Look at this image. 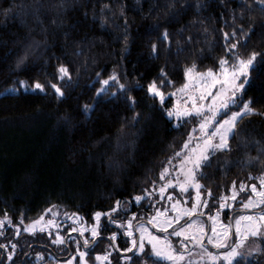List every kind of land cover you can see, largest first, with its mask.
I'll return each instance as SVG.
<instances>
[{
    "label": "trees",
    "instance_id": "16d2710c",
    "mask_svg": "<svg viewBox=\"0 0 264 264\" xmlns=\"http://www.w3.org/2000/svg\"><path fill=\"white\" fill-rule=\"evenodd\" d=\"M233 28L236 35L225 41L223 33ZM164 29L167 41L160 38ZM232 43L244 58L253 51L261 54L243 93L257 111L239 120L230 150L217 151L198 175L204 193L211 189L213 199L231 189L233 181L258 182L255 177L264 172V7L256 0H0V221L9 222L0 232V245L9 238L16 241L12 264L62 259L53 250V258L36 263L34 251L52 249L25 235H9L49 206L88 225L94 223L93 213L108 212L116 201L120 208L109 216L120 222L147 204L144 199L127 212L123 209L136 195L160 184L167 158L182 147L192 127L189 120L169 117L172 98L161 105L147 85L170 80L172 84L162 86L169 93L184 83V68L193 61L198 71L218 69L221 56L231 65L232 53L226 48ZM61 64L70 80L59 79ZM114 71L127 90L113 97L112 82L97 96L99 81ZM19 80L29 85L38 80L45 90L23 88ZM48 81L58 84L64 95L58 97ZM86 104H94V110L86 113ZM109 216L102 219L100 235L91 238L87 251L92 259L110 252L104 235L116 232L112 264H125L119 257L128 237L110 224ZM7 250L0 247V264ZM145 260L147 256L135 254L126 264ZM239 262L264 264V251Z\"/></svg>",
    "mask_w": 264,
    "mask_h": 264
},
{
    "label": "snow or ice",
    "instance_id": "6c2138e0",
    "mask_svg": "<svg viewBox=\"0 0 264 264\" xmlns=\"http://www.w3.org/2000/svg\"><path fill=\"white\" fill-rule=\"evenodd\" d=\"M261 7H264V0H256ZM170 6V5H169ZM7 12V10H5ZM126 22V21H125ZM104 21L101 20L103 25ZM158 25H153L152 28H156ZM243 31V26H241ZM236 35V29L233 28L231 33L224 32L223 36L225 41L228 37ZM161 39L168 40V31L164 29L161 34ZM190 39V37H189ZM125 44L127 43V36H124ZM246 42V40H245ZM157 45L153 43L151 45L152 52H156ZM237 48L236 43L228 45L227 52L232 53V62L229 66V60L225 56H221L218 60V69L207 67L203 71L197 70V65L193 61L190 65L185 66L183 75L184 83L181 84L175 91L166 93L162 91V86L167 82L172 84V81H160V86L157 85L156 80H153L147 85V92L154 98H157L161 105L165 102L166 96H177L179 99L173 106L166 110V114L169 117H175L177 121H182L184 118H198V123L193 126V129L188 132V138L183 141L182 147L173 153L172 157H168V161L171 162L173 157L177 159L179 167L174 171L179 174H183V180L167 179L170 175L169 165L166 164L160 172L161 181H166L158 191L163 198L165 189L170 185H178V187L187 191L191 186L196 191L195 199L193 200L191 207H187L186 204L182 205L179 200H173L171 203V213L169 209L165 208L163 211L156 209L155 216H149L148 219L157 229H160L162 235H157L147 225L140 223L134 225L133 218L136 213H132L127 221L120 222L110 220V223L119 224L124 229L125 234L130 238L129 246L122 249L123 252H132L139 255L147 256L148 260H152L153 264H192L190 254L188 252L189 244L193 246V251L196 248L201 249V254L196 259L198 264H203V260L206 258L211 264H240L239 258L244 256H250L254 252L264 251L259 244L256 247L250 248L247 253L242 249L245 246L249 238L264 239V210L253 211L248 215L236 216L234 223L231 218L228 223H224L219 219L220 213L217 211L215 214H207L208 220L211 222L210 233L205 226V223L198 219V216H194V213L199 214L201 212L200 205L207 206L208 200L201 199V193L199 189L203 187L198 175H203V168L211 164V157L217 151L230 150L229 140L236 134L237 124L239 120L250 113H254L257 110L250 106L249 100H243L242 106H238V100H242V96L238 94L245 90L247 84L251 82V72L256 67L257 57L261 54L253 51L247 58L240 56L235 52ZM79 51V49H77ZM23 61V57L17 60V65ZM59 79L63 80L68 77L70 80V73L66 65L61 64L58 68ZM161 74L166 75L163 69ZM99 75V74H97ZM100 87L96 89V95H103L108 87L112 86V82H115V87L112 89L111 95L114 97L118 91H126L127 85L119 82V76L114 71L107 78L101 79ZM54 93L60 97L63 96L62 88L56 84L47 82ZM18 84L23 88L31 87L33 90H39L43 92L45 90V84L40 81H34L31 85L26 80H19ZM218 86V87H217ZM216 90L213 94V88ZM15 87H11V91H16ZM8 89H5L7 92ZM210 97V98H209ZM127 99L130 103L134 104L135 100L131 96ZM237 106V111H232L231 108ZM95 105H83L86 113L94 110ZM138 114H134V118ZM223 116V119H218L219 116ZM195 134V135H194ZM194 141V144H193ZM183 157V159H180ZM249 178L252 179V174L249 173ZM259 181V190L257 184L253 183L250 186L251 192L254 196H248V199L241 204L242 208L255 210L264 208V172H261L259 176L255 177ZM155 183V182H153ZM235 187V181H233ZM246 185L241 182L240 188L243 190ZM145 194L151 196L152 193L145 189ZM209 196L211 195V189H208ZM169 199H172V193H167ZM142 195H136L134 199L139 202L142 200ZM226 198L221 196L220 208L231 207L226 205L224 200ZM232 199H236V193L232 195ZM120 208V201H116L115 205L108 210L110 213H115ZM52 206L45 209V212H50ZM55 215V213H53ZM67 216V214H65ZM78 215V214H75ZM102 215L100 211L93 213V217L96 220L91 229V238L95 241V238L100 235L99 232V220ZM190 218L182 225L179 223L182 218ZM5 219H8L5 217ZM43 220V214L37 219L31 221L28 226H25L24 231L33 233L36 231L35 225H40V230L43 231L45 225L41 223ZM55 221L48 220L47 225H54ZM3 225V221H0V226ZM175 225V228H173ZM17 234H19V226H16ZM168 229H172L169 233ZM73 229H70L72 231ZM134 230L139 233V239L134 237ZM83 234L84 229H79ZM234 234V242H233ZM55 243L64 242L58 232L56 234ZM113 244L108 247H115V240L117 237L116 232L110 234ZM171 237H177L174 242ZM77 243V253L79 254V264H89L86 259V251H82L79 247V241ZM85 247L89 245V240L86 238L83 241ZM146 243L150 245V252H146ZM207 245H211L216 251H209ZM2 248H7L8 245H0ZM15 244H12L13 251L7 253L8 259L11 260L14 255ZM37 257L41 256V253H36ZM110 253L108 251L96 253L95 261L97 264H104L105 261H109ZM124 260H131L130 256L122 257ZM148 260L144 261V264H148ZM64 264H73V258L68 259Z\"/></svg>",
    "mask_w": 264,
    "mask_h": 264
},
{
    "label": "rangeland",
    "instance_id": "374dc122",
    "mask_svg": "<svg viewBox=\"0 0 264 264\" xmlns=\"http://www.w3.org/2000/svg\"><path fill=\"white\" fill-rule=\"evenodd\" d=\"M179 86L180 85L176 86L169 93L175 91L176 88H178ZM215 90H216V87L213 88V94H214ZM243 93H244V91L242 93L238 94L239 96H242V100H238V106H242V101L246 100L243 98ZM169 97L172 98V105H171V107H172L173 104L176 103L177 100L179 99V94H177V96H171V95L166 96L165 100L168 99ZM231 110L237 111L238 107L234 106L231 108ZM218 119H223L222 115L219 116ZM184 120H189L191 122L192 127H191L190 131L193 129V126L198 123V118H184L182 121H184ZM176 121H177V119H176ZM193 144H194V141H193ZM180 159H183V157H180ZM167 164L169 165V170H170V175L167 176V179H172V180L179 179L182 181L183 180V174L181 173L178 176L177 172L174 171L175 168L179 167L177 159L175 158L171 162H168ZM197 178L199 179V177H197ZM165 182L166 181H161L158 186H152L153 188L148 191V192L152 193L151 196H148L147 194H142L143 198L141 201L137 202L134 199V202L131 201V203H126L125 206H127V207L123 208L127 212L128 208H130V206L132 204L140 205L144 199L148 200L147 204H144L142 207H140L139 211L136 210L134 212V213H136V216L133 218V223H134V225H138L140 223H143V224L147 225L157 235H162L164 233H162L160 229H157L153 224H151L148 217L149 216H155L156 215V211H155L156 209H160L161 211H163L165 208H168L169 209L168 214H172L171 213V203L173 200H179L182 205L186 204L187 207H191V204H192L193 200L195 199L196 191H197L194 187H191V186L187 189V191H183L178 187V185H170L169 187H167L165 189V194L162 198L160 193L154 189H159L163 185V183H165ZM253 183L257 184L258 190H259V181L253 182ZM253 183H250V184L244 183L246 185V187L243 190H241L240 184L239 185L235 184V187L232 185L231 189H229L227 192L222 193L220 195V198L217 197L216 199H213L211 197V195L209 196L208 194H205L202 187H201L199 189V191L201 193V199H207L208 205L206 207L203 205H200L201 212L199 214L194 213V216H198V219L201 222L205 223V226L210 233L211 222L208 220L207 215H204V213L215 214L217 211H219V213H220L219 219L220 220H222L224 223H228L230 218H231L232 222L234 223L236 216L248 215V214H251L253 211L264 210V208L249 210V209H245V208L241 207V204L248 199V196H254V194L251 192L250 187H247ZM168 192L172 193V199L171 200L169 199V197L167 195ZM234 192L236 193V199L235 200L232 199V195ZM221 196L226 198L224 200V203L226 205H231V207H225L223 209L220 208ZM148 203L151 205H149ZM53 213H55V215H53ZM131 214L129 215V217L131 216ZM41 215H39L37 218H35L33 220H37ZM107 216H109V212H106L105 215L101 216V218L99 220V226L102 222V219L107 217ZM57 218H60V221L57 222ZM68 218H69L68 216L61 213L58 209H56L55 207H52L50 212H44L43 213V220L41 221V223H43L45 225V228L43 231L40 230L39 224L35 225L36 231L33 233H29V232L24 231L25 226H28L31 223V221H33V220H31L29 222H23L19 225H16V226H19V234H17V228L15 226L13 228L11 234H9V235L13 234V236L16 238L25 235L28 238H30V240H32L36 243L37 242L43 243L45 246H48L50 249H52L51 252H50V250H46V249L34 251V254L32 255L31 258L34 261H36V263H39L43 259L53 258L54 257L53 256L54 255L53 250H54L55 252L59 253L60 258H62V259H58L57 261L50 262L49 264H64V262H66L70 258H73V264H79V254L76 251V249H77V243L76 242L79 241L80 249L82 251H86V253H87L86 259L88 260L89 264H97V262L95 261V257H94V259H92L93 257H91L87 251V249L89 248V245H90V240H91L90 229L94 224L97 223L96 220H94V223L85 225L83 223L79 224L77 222L76 218L71 219V220H68ZM186 218L187 217L182 218V220L179 223H181V225H182L184 222H186L185 221ZM48 220L55 221V224L54 225H47ZM7 223H9V222H7V221L3 222V225L0 226V232H2V228L4 226L8 225ZM81 228L84 229L83 234H81V232L79 231V229H81ZM173 228H175V225H173ZM70 229H73V230L70 231ZM121 231H123V234L126 236L123 228L121 229ZM171 231H172V229H168L169 233ZM57 232L62 237H64V242H62V243H55L54 242L57 238L56 237ZM65 235H66V237H65ZM118 235L119 234L117 233V237H116L115 242H117V240L119 238ZM108 236L109 237L107 239L109 241L106 242L105 246L107 249L111 250L110 252L108 251L110 253V258H109V261H105L104 264H112L113 260H116L113 256V254L111 253L113 251L112 248L108 247L113 242L111 240L110 233L108 234ZM134 237L137 240L139 239V233L136 232L135 230H134ZM86 238L89 240V245L87 247H85V245L83 243L84 239H86ZM171 239H173V241L175 242L178 238L177 237H171ZM129 241H130V238H128V246H129ZM7 242H8L7 244L12 242L11 245L9 244L8 245L9 247H7L8 248L7 253L9 251H13L12 244H15L16 248L14 250L13 258L11 260H9L8 255L6 253L4 260L2 261V264L14 263L15 252L18 249V245L14 239L9 238V240ZM233 242H234V234H233ZM63 243L68 244L69 245L68 248L64 249V247L58 246V245L63 244ZM116 244H118V243H116ZM258 244L262 247V245L264 244V239L249 238V240L246 242L245 246L243 247L242 251L247 253L250 248L256 247ZM148 247H150V245H147V243H146V248H148ZM207 247H208L209 251H216L211 245H207ZM134 252L135 251H132V252H123L122 251L121 257H119V261L121 263H125V264L130 262L132 260L133 256L136 254ZM188 252L190 254L192 264H198V261L196 258L198 256H200L201 249L196 248L195 251H193V246L191 244H189ZM36 253H41L42 255L37 257ZM256 253L257 252H254L250 256H244V258H251ZM125 256H130L131 260L129 261V260L122 259V257H125ZM240 258H242V257H240ZM203 264H211V262L205 258L203 260Z\"/></svg>",
    "mask_w": 264,
    "mask_h": 264
},
{
    "label": "flooded vegetation",
    "instance_id": "af4514ba",
    "mask_svg": "<svg viewBox=\"0 0 264 264\" xmlns=\"http://www.w3.org/2000/svg\"><path fill=\"white\" fill-rule=\"evenodd\" d=\"M112 216H109L108 217V220H109V222H110V220H112ZM127 219H129V217L127 218ZM118 221V220H117ZM110 224H112L113 225V227H115V228H117V229H119V230H121L122 228L119 226V225H117V224H113V223H110ZM108 228H110V227H108ZM107 228V229H108ZM109 234V233H108ZM108 234H106V235H104L106 238H108L109 236H108Z\"/></svg>",
    "mask_w": 264,
    "mask_h": 264
},
{
    "label": "water",
    "instance_id": "95a60500",
    "mask_svg": "<svg viewBox=\"0 0 264 264\" xmlns=\"http://www.w3.org/2000/svg\"><path fill=\"white\" fill-rule=\"evenodd\" d=\"M72 217L70 216L69 218H68V220H70Z\"/></svg>",
    "mask_w": 264,
    "mask_h": 264
}]
</instances>
